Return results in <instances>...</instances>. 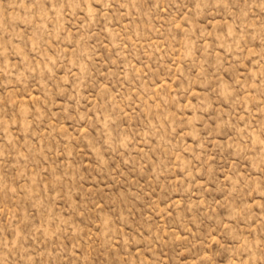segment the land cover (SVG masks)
I'll use <instances>...</instances> for the list:
<instances>
[{
    "label": "rangeland",
    "instance_id": "1",
    "mask_svg": "<svg viewBox=\"0 0 264 264\" xmlns=\"http://www.w3.org/2000/svg\"><path fill=\"white\" fill-rule=\"evenodd\" d=\"M0 264H264V0H0Z\"/></svg>",
    "mask_w": 264,
    "mask_h": 264
}]
</instances>
